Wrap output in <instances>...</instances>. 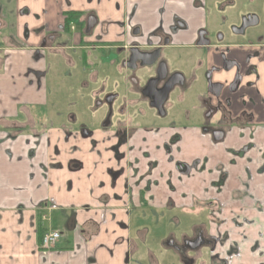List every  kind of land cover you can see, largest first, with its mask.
I'll return each instance as SVG.
<instances>
[{
	"label": "flooded vegetation",
	"instance_id": "af4514ba",
	"mask_svg": "<svg viewBox=\"0 0 264 264\" xmlns=\"http://www.w3.org/2000/svg\"><path fill=\"white\" fill-rule=\"evenodd\" d=\"M89 2L92 0L83 4ZM95 3L99 5L101 0ZM138 4L143 19L132 24L131 13H123L120 20L113 22V33L109 29L111 23L99 19L97 8H85L80 13L70 11L71 27L62 23L53 31L43 22L34 31L33 41L38 46L31 52L27 51L31 49L28 26L15 19L23 17L27 9L8 11L10 18L0 21V66L11 57V49L20 58L26 54L31 64L21 76L26 86L41 91L37 96L41 100L50 68L49 55L53 54L59 72L63 73L64 86L70 91L79 87V101L74 105L80 106L77 112L86 121L73 127L61 124L58 128L61 136L52 139L51 147L56 170L63 166L66 171L77 173L90 159L88 177L98 176L96 188L104 190L96 200L104 207L119 202L126 214L132 207L156 206L162 199L158 206L165 209L185 211L192 206L198 212L208 211L206 223L196 222L180 237L169 232L159 240L162 247L174 251L179 264H250V251L263 255V245H249L248 259H244L248 222L238 214L229 219L222 217L224 204L218 198L207 197L210 192L224 190L229 176L226 165L219 160L208 167V157L180 159V145L189 127L179 129L174 124L163 125V121L170 116L188 117L192 112H200L203 120L193 130L207 138L211 146H224L226 164L236 166L238 160L242 161L244 179H240L236 192H241L242 198L249 195L250 148L255 138L251 121L256 107L264 112V98L257 87L258 69H264V0H143ZM71 5V0H63L62 7ZM148 20H152L150 24ZM109 35L111 38L107 39ZM7 47L10 50L6 52ZM40 61L39 66L33 67ZM12 67L8 62L0 72H10ZM253 89L259 101H255V94H250ZM15 96L20 98V92ZM234 98L242 106L236 114ZM71 114L73 123L76 118ZM34 127L35 121H29L14 126L13 132L26 133V141L44 137L50 143L47 129L34 136L29 132ZM233 132L244 142L227 146ZM79 150L83 157H73ZM158 151L163 158L154 155ZM161 159L173 164V169L159 170ZM110 162L119 167L107 168L104 174L108 178L94 175L99 165ZM214 172L216 179L204 178ZM198 173L202 178L199 189L194 190L188 181ZM164 182L159 191L163 198L158 201L156 192ZM65 185L72 189L73 180ZM107 187L117 188L120 194L108 191ZM88 190L92 193L94 187L88 186ZM177 191L190 201L174 200L170 195ZM91 207L87 203L81 208ZM65 214L66 222L74 225L76 212ZM118 222L120 227L127 228L123 220ZM233 234H239L240 240L233 238ZM146 257L151 261L143 264H159L150 250Z\"/></svg>",
	"mask_w": 264,
	"mask_h": 264
},
{
	"label": "crops",
	"instance_id": "0c3cea01",
	"mask_svg": "<svg viewBox=\"0 0 264 264\" xmlns=\"http://www.w3.org/2000/svg\"><path fill=\"white\" fill-rule=\"evenodd\" d=\"M71 1L70 7H62L63 0H0V21L10 18L8 11L25 7L27 13L15 19L17 23L25 21L28 26L31 49L27 51L31 52L33 47L38 46L33 41L34 31L43 22L48 24V30L53 31L62 23L71 27L73 19L70 11L80 13L85 8H97L99 19L111 23V33L116 30L113 22L120 20L123 13H131L132 24L143 19L141 8L138 7V3H143V0H101L99 5L95 3L96 0L85 5V0ZM151 21L148 20V23ZM110 38L109 35L107 39ZM8 50L9 47L5 49L6 52ZM10 51L11 57L0 66L5 67L8 62L13 66L10 72H0V264H133L146 232L144 229L134 231L139 239L137 242L131 236L130 218L123 211L121 203L111 202L106 207L99 204L96 199L104 190L96 188L98 176L88 177L90 159L85 162V168L77 173L68 172L63 166L56 170L52 164L51 147L52 139L61 136L58 128L43 129L51 139L48 144L44 137L38 141L34 138L26 141V133L13 132L14 126L34 121L30 104L40 100L37 96L41 91L34 86H26L21 76L25 67L31 64L28 63L27 55L23 54L20 58L15 50ZM258 72L260 79L257 87L264 98V69L260 67ZM10 74L14 77L11 78ZM17 92H20V98H16ZM253 96L255 101H259L256 94ZM235 98L234 114L242 108ZM253 114L251 125L254 127L255 138L250 148L249 195L242 198V193L236 192L240 189V179H244L242 161L238 160L236 166H230L225 161L227 155L213 162L216 164V161H222L229 172L224 190L207 195L218 198L224 204L222 217L229 219L232 214H238L241 220L248 222L245 225L248 240L242 251L244 259H248L249 245L251 247L259 242L264 247V112L256 107ZM43 130L34 127L29 132L35 136L37 131ZM208 167H213L212 163L208 162ZM204 178L216 179V172ZM68 180H73L70 190L65 185ZM88 186L94 187L92 193ZM87 203L92 207L83 210L82 205ZM161 203L163 199L157 205ZM71 210L76 212L74 225L70 221L66 222L65 213ZM46 213H60V218L51 223ZM119 220H123L127 228L120 227ZM44 221L49 224H43ZM42 229H54L60 233V237L49 249L41 246ZM233 238L240 240L239 234H233ZM139 261L138 264H143L142 260ZM144 261L147 263L151 259L146 257ZM259 262L264 263V250L263 255L250 251V264Z\"/></svg>",
	"mask_w": 264,
	"mask_h": 264
},
{
	"label": "rangeland",
	"instance_id": "374dc122",
	"mask_svg": "<svg viewBox=\"0 0 264 264\" xmlns=\"http://www.w3.org/2000/svg\"><path fill=\"white\" fill-rule=\"evenodd\" d=\"M49 71L47 72V84L44 91L41 93V100L38 102H32L30 105V109L32 115L34 117L35 125L37 129H48V128H60L61 124H65L67 127L70 124L73 126L78 125L82 121H86L83 119L82 114L78 111L77 108H80L78 105H74V103L79 101L78 92L79 87L76 89H72L64 86V81L61 76L63 73L59 72L58 69V61L56 60L55 55H49ZM60 74H59V73ZM264 77V76H263ZM256 90H250V94H255ZM38 99V98H37ZM89 104V102H88ZM235 103L233 108L235 107ZM74 114L76 121L70 123V115ZM203 120V116L200 112H192L188 117L181 115L170 116L163 121V125L171 126L174 124L176 128L182 129L183 127H189V132L185 134L184 141L181 143V153H179V158L182 160H192L194 157L204 158L208 157L209 162L214 165L213 162L217 158H222L225 154L224 146L216 147L211 146L207 138L200 136L193 129H197ZM162 126V125H159ZM234 132L230 135L228 141H226L227 146L232 144L233 141H237L235 144L243 143L244 140L239 139ZM73 142L71 139L68 143ZM73 144V143H72ZM68 146V147H69ZM85 146V145H84ZM83 146V147H84ZM103 150V148H100ZM162 152L158 151V153H154V155L162 157ZM84 155L82 150L77 151L73 157L82 158ZM63 158V156H61ZM162 165L159 170L164 169H173V164L168 163L167 161L161 159ZM118 168L119 166H114L112 162L107 163L106 165H99L94 175H100V178H106L105 170L107 168ZM159 179V176H157ZM108 178V177H107ZM202 176L198 173L195 176H192L188 183L189 186L194 189H199V181ZM177 184H179L177 182ZM163 185L158 188V192L164 187ZM188 186V184H186ZM182 188L181 186H179ZM108 191H114L120 194L117 188L111 189L108 188ZM156 192L157 200L163 198L161 192ZM179 191L173 193L172 198L177 202L185 201L186 203L190 201L187 197H182L178 195ZM186 193V192H185ZM187 196V195H186ZM189 205V204H187ZM122 206V205H120ZM188 209L185 211H181L180 209H165L164 207L156 206H143L140 208H131L128 212V218H130V228H131V236L139 241L137 235L134 231L139 229H144L146 232V237L143 242L140 243V247L136 255L134 256L133 264H138L139 260H142V263H145L144 259L146 258L147 250H150L157 257L159 264H179L177 261V255L171 249H167L162 247L159 244V240L165 238L169 232L175 234V236L180 237L182 233L189 232V228L191 224L202 221L206 223L207 219L205 218V214L208 211L202 210L199 211L195 207L187 206ZM50 222H56L60 218V213L49 214L46 213ZM173 218V220H172ZM43 224H49V222L44 221ZM212 225V224H208ZM204 252L207 251V248L203 249ZM140 262V261H139Z\"/></svg>",
	"mask_w": 264,
	"mask_h": 264
},
{
	"label": "built area",
	"instance_id": "2783aa9c",
	"mask_svg": "<svg viewBox=\"0 0 264 264\" xmlns=\"http://www.w3.org/2000/svg\"><path fill=\"white\" fill-rule=\"evenodd\" d=\"M59 237H60V233L58 230L51 229L45 231L42 236L41 246L44 249H49Z\"/></svg>",
	"mask_w": 264,
	"mask_h": 264
},
{
	"label": "trees",
	"instance_id": "16d2710c",
	"mask_svg": "<svg viewBox=\"0 0 264 264\" xmlns=\"http://www.w3.org/2000/svg\"><path fill=\"white\" fill-rule=\"evenodd\" d=\"M67 223H68V222H67ZM40 232H41V234H40V239H42V236H43V234H44L45 230H44V229H42Z\"/></svg>",
	"mask_w": 264,
	"mask_h": 264
},
{
	"label": "water",
	"instance_id": "95a60500",
	"mask_svg": "<svg viewBox=\"0 0 264 264\" xmlns=\"http://www.w3.org/2000/svg\"><path fill=\"white\" fill-rule=\"evenodd\" d=\"M89 26V25H88Z\"/></svg>",
	"mask_w": 264,
	"mask_h": 264
}]
</instances>
